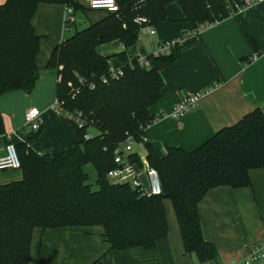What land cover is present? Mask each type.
Here are the masks:
<instances>
[{"label":"trees","instance_id":"1","mask_svg":"<svg viewBox=\"0 0 264 264\" xmlns=\"http://www.w3.org/2000/svg\"><path fill=\"white\" fill-rule=\"evenodd\" d=\"M245 1L118 0V13H106L56 47L47 65L56 71V99L64 102L66 110L81 112L89 125L79 129L70 122L77 140L54 155L6 143L17 148L21 177L0 185V264H30L35 229L102 226L114 250L153 249L168 237L166 200L173 205L185 253L198 264H218L216 246L204 238L199 204L217 187H251V170L264 169V109L219 130L192 152L167 148L160 157L145 136L154 120L150 109L161 100L164 70L181 58V50L196 42L198 35L169 54L144 53L147 67H141L137 59L133 65L127 62L145 28L135 21L138 17L148 18L158 30L167 20V6L176 2L197 31L236 15ZM41 3L75 6L71 0H6L0 6V96L31 92L39 77L41 38L32 20ZM115 41L125 47L118 55L124 63L118 79L110 77L114 56L100 52V47ZM248 41L258 50L255 40L248 37ZM91 129L97 133L85 139ZM42 133L41 127L29 140L38 142ZM128 138L144 144L149 165L159 173L160 195H142L129 183L108 178L118 167L116 149ZM129 158L142 168L139 154L133 152ZM88 165L95 169L97 190L89 184Z\"/></svg>","mask_w":264,"mask_h":264},{"label":"crops","instance_id":"2","mask_svg":"<svg viewBox=\"0 0 264 264\" xmlns=\"http://www.w3.org/2000/svg\"><path fill=\"white\" fill-rule=\"evenodd\" d=\"M71 1L74 7L46 3L38 6L32 24L41 38L37 56L39 77L31 92L0 96L1 147L13 141L39 154L54 155L77 140L66 115L53 108L57 75L47 65L57 46L77 30L105 18L106 12L90 10L87 0ZM5 2L0 0V6ZM69 8H73L71 24L67 22ZM166 10L167 20L159 24L156 35L144 28L149 43L142 44L138 38L135 54H152L159 42L183 40L196 31L178 3L169 4ZM248 37L256 41L258 50L252 48ZM102 48H110L101 54L114 56L111 63L124 65L118 57L125 51L123 44L115 41ZM255 54L257 59L251 60ZM164 78L161 100L150 109L154 120L145 129L147 141L160 157L167 148L192 152L219 130L237 124L256 109H264V1L204 27L198 40L185 46L181 58L164 70ZM36 89L38 93L31 95ZM199 92L203 96L191 111L182 118L173 116L179 101ZM34 107L41 111L43 128L38 142L29 140L33 133L25 128V113ZM55 126L60 133L52 130ZM133 150L141 158L147 157L144 144L135 143ZM140 171L147 183L146 174ZM8 172L0 174V185L17 180ZM250 178L251 187H217L199 204L204 238L216 246L218 264H244L255 245L264 243V169L251 170ZM164 209L168 237L158 241L153 249L114 250L102 226L35 229L30 264H198L194 256L185 253L171 201H164Z\"/></svg>","mask_w":264,"mask_h":264},{"label":"built area","instance_id":"3","mask_svg":"<svg viewBox=\"0 0 264 264\" xmlns=\"http://www.w3.org/2000/svg\"><path fill=\"white\" fill-rule=\"evenodd\" d=\"M264 0H246L244 5L239 8V11L254 6L261 3ZM88 8L94 11H103L106 13H118L119 5L118 0H87ZM139 25L145 26L151 35H156L157 30L150 24V21L146 17H138L135 20ZM68 24L74 22L73 9H68ZM204 28L201 26L196 32L191 35H187L181 39H173L159 42L155 50L152 52L154 56L169 54L172 49L185 43L189 38H193L199 35L200 31ZM134 59L141 67L149 66V61L147 60V55L144 53H137L132 56L127 64L133 65ZM257 59L255 54L252 60ZM122 66L112 65L110 69V77L112 79H118L123 76ZM104 83L108 81L107 77L102 80ZM202 93L189 94L187 97L179 101L174 109L173 116L176 118H182L191 109H193L197 103L202 98ZM53 108L59 112H63L69 122L76 125L79 129L85 128L89 125L87 118L81 112L78 111H68L64 107V102L56 99ZM42 127L41 111L39 108H31L25 113V128L32 132H38ZM95 135L88 132L85 135V139H91ZM134 140L128 138L126 142L119 144L115 152V163L118 167L111 170L108 173V178L114 180L117 183H129L134 189H139L142 195H160L162 193V186L158 171L151 167L146 158H141L142 168H138L133 164L129 156L134 152ZM0 174L4 171L18 170L21 167V162L18 156L17 148L14 144H5L0 146ZM142 170L147 176V183H145L141 177ZM244 264H263L264 263V243H258L254 247L253 253L243 261Z\"/></svg>","mask_w":264,"mask_h":264},{"label":"rangeland","instance_id":"4","mask_svg":"<svg viewBox=\"0 0 264 264\" xmlns=\"http://www.w3.org/2000/svg\"><path fill=\"white\" fill-rule=\"evenodd\" d=\"M87 26H88V25H87ZM82 28H83V27H82ZM139 35H140L139 38H140V41H141L142 44L147 43V42L149 43V41H148L149 38L147 37L146 29H142V30L140 31V34H139ZM109 50H110V48H105V49H103L102 47H100V52H102V53H107V52H109ZM111 64L114 65L113 62H112ZM36 93H38V90H37V89L34 90V91H33L32 93H30V94H31V95H33V94L35 95ZM52 130H53L55 133H57V132L60 133V128L57 127V126L52 127ZM90 133H92V134H96L97 132H96V130L91 129V130H90ZM85 170H86V172L88 173V175H89V177H90L89 184L92 185L93 190H97V185H96V173H95V169H94V167H93L92 165H88V166H86ZM8 174H10L12 177H16L17 180L21 177V176H20V172H19L18 170H16V171L9 170ZM0 179H1V176H0Z\"/></svg>","mask_w":264,"mask_h":264}]
</instances>
